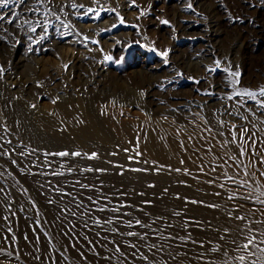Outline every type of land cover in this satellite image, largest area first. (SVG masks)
Segmentation results:
<instances>
[{"label": "rangeland", "instance_id": "obj_1", "mask_svg": "<svg viewBox=\"0 0 264 264\" xmlns=\"http://www.w3.org/2000/svg\"><path fill=\"white\" fill-rule=\"evenodd\" d=\"M72 3L97 10L103 5L107 12L95 21L80 16L84 9L67 7ZM134 5L25 0L0 8L6 17L0 22V64L7 67L0 78V264H239L235 257L247 253L231 242H244L248 233L239 235L237 226L246 222L229 219V212L247 215V226L264 233L258 223L264 220L258 199H264V167L250 162L255 156H240L239 144L227 143L233 124L264 141L260 110L241 108L239 97L227 99L264 86V0ZM49 8L55 15L45 17ZM116 13L125 25L112 29ZM45 20V29L31 32ZM41 36L46 38L34 43ZM165 50L167 64L160 55ZM236 71L238 84L230 75ZM253 148L264 153V143ZM62 151L98 157L45 155ZM228 176L250 183L238 187ZM235 194L251 200L228 199ZM136 220L149 227L136 226ZM129 231L148 236L138 241ZM132 243L136 249L128 247ZM218 247L220 252L212 251ZM252 259L260 264L264 253Z\"/></svg>", "mask_w": 264, "mask_h": 264}, {"label": "snow or ice", "instance_id": "obj_2", "mask_svg": "<svg viewBox=\"0 0 264 264\" xmlns=\"http://www.w3.org/2000/svg\"><path fill=\"white\" fill-rule=\"evenodd\" d=\"M46 2V0H37V3L39 5H44ZM24 4L25 0H0V8L3 9H8L10 5L12 4ZM47 3H51V0H47ZM94 3H99V0H94ZM133 5H134V0H133ZM136 6V5H134ZM67 7H70L72 9H84V11L80 14L81 17H88L92 20L95 21H100L102 22V13L107 12L106 9L103 8V5L100 6V10H97L96 8H92V7H87L83 4H76V3H72L71 5H67ZM139 7V6H136ZM188 8L192 9L193 5L191 3H188ZM33 12H38L39 8H35V9H30ZM114 11V10H113ZM43 15L45 17L49 16V15H55V13L52 12V10L49 8L47 11H45L43 13ZM141 15H144V12L141 10ZM116 16L118 18V23L117 24H113L112 25V29H118L120 26L125 25V21L124 18L119 16L118 13H116ZM57 19H59V17H57ZM238 19H242V18H238ZM6 21V17L5 15H0V22H5ZM8 23H12L13 21L11 19L7 20ZM25 23H30L29 21H25ZM162 24L164 25H168L169 21L168 20H163L161 21ZM48 25V21L45 20L43 22V24H41L39 21L36 23L35 26H31L30 30L31 32L35 33L37 32L38 28L41 29H45ZM63 27L67 28L69 27V25L64 24ZM135 27V26H133ZM112 29H105L104 31H111ZM5 31H7L6 29H4ZM46 37L45 36H41L39 40L34 41V43L39 44L42 40H44ZM85 40L88 39L87 36L84 37ZM93 43H96V41H93ZM17 44H19V41H17ZM160 55L162 57H164V62L165 64H167V57H168V50H165L163 52L160 53ZM105 59L107 61H112L113 57L112 56H106ZM121 59H123V57H121ZM119 62V61H117ZM215 64L217 65V68L219 67V65L221 64L220 60H216ZM65 70H67L68 66L65 65ZM216 68H209L208 71L209 72H214L216 71ZM6 68L4 67V65L0 64V78H2L3 74L5 73ZM224 71H228V69H224ZM230 75L235 79L234 83L238 84L239 80L238 77L240 76V72L236 71V72H231ZM198 83V81H197ZM41 85L37 84V87H40ZM210 94V93H209ZM239 97L243 100V103L240 104L241 108H244L247 105H251L254 106L255 108L260 110V114L264 115V86H260L258 89L256 90H252V89H243V90H238L235 91V93L233 95H230L227 97V99L229 100H236V98ZM247 99H244V98ZM52 103H56L55 100L52 101ZM31 107L35 108L36 105L33 104L31 105ZM248 111L251 113V115L255 116L256 113L254 111H252V107H248ZM229 115H231L232 113L229 112ZM239 115V114H238ZM242 119H247L246 117H242ZM219 126L223 127L225 122L223 120H220L219 122ZM239 128V131H237V129ZM206 132H211V128H205ZM220 135H223V133L221 132ZM230 135V139L227 141V143H231V144H239V155L240 156H255L256 160L252 161L250 160L251 163H253L254 165L258 164L260 167H264V153H259L257 151H255V149L253 148V145L257 144V143H264V141H257L255 139V134L252 133L251 129H249L247 126L244 125H231V131L229 133ZM9 143H11V141H9ZM247 147H244V146ZM3 146L0 145V148H2ZM210 150V149H209ZM125 151H129L128 149H125ZM3 153H0V155H2ZM115 153H113L114 155ZM45 155H54V156H60V157H67L69 155L74 156V157H80L82 155L87 156L88 159H96L98 157V154L93 152L90 155L89 154H85V153H81V152H72L69 153L67 151H62V152H58V153H48L46 152ZM137 155H140V153H137ZM129 159H132V157H129ZM229 159L235 160L236 157H229ZM13 163H15V161H13ZM145 163H147V161H145ZM181 163H183V161H181ZM117 167H122L120 165H117ZM237 167H240V165H237ZM134 171H140V169H132ZM69 171H72V169H69ZM85 171H96V172H103L105 171L104 169H92V168H87L85 169ZM176 171H180V169H176ZM122 174V173H121ZM52 175H62V173H56L53 172ZM244 175L248 176L250 175V173L247 171V166H244ZM260 177L264 178V172H260ZM227 179L231 180L234 184H237L238 187H246L248 186V184L250 183L249 181H237L235 176H228ZM209 183H214V181H209ZM251 183H255L254 181H252ZM81 187H88L86 185H81ZM221 188L224 187V185H220ZM62 195H71L70 193H62ZM216 195H220V193H216ZM260 197H264V192L260 193ZM89 200H91L92 198L89 196L88 197ZM229 200H235V199H244V200H251V195L248 196H239L238 194L235 195H230L228 196ZM259 199V203L261 205H264V199ZM185 202L187 203V199L185 200ZM192 203H197V201H191ZM49 203H51V201H49ZM145 203H150L148 201H146ZM199 203H203V201H200ZM123 207H128L129 205H122ZM208 207H213L215 208L216 205H207ZM79 207V205H78ZM100 211H105L104 208L99 209ZM64 212H67L68 209H64ZM114 212H119V209H113ZM236 213L239 212V207H236L234 210ZM255 211V210H254ZM73 215H75V213H73ZM176 215H179V213H176ZM262 215H264V213H262ZM229 219H235L236 221H245L246 224L245 225H238L237 227L239 228V235L244 236L245 232H247L248 234L246 236H244V242L243 243H238L237 240L233 239L232 240V245L235 246V248L240 251L241 253H247V255L245 254H240L238 256L235 257L236 260L239 261V264H258L257 259H252L251 261L248 260V257H255L257 252L260 253H264V239H258L259 236H264V233H261L259 231V229H251L250 227H248L247 225H250V221L247 220V215H239V214H235L233 215L232 212H229L228 214ZM119 218V217H118ZM4 219H7V217H4ZM96 223H100L99 220L96 221ZM104 223H112L111 220H105ZM258 223L264 224V220L258 221ZM136 226H140V227H149V225L144 224V222L140 221V220H136L135 221ZM85 226H87V223L85 222ZM129 227L132 226L131 222H129ZM225 233H228V229L224 230ZM253 232H255L256 234H252ZM67 234V233H66ZM127 236H134L137 238V240H143L145 237L148 236V233L145 232L143 234L137 233V232H132L129 231L126 233ZM190 238V236L188 237ZM225 237H220V239H224ZM25 239H27V237H25ZM38 239V238H37ZM166 239H176V237H166ZM179 239L183 240L185 239V237H179ZM115 243V242H113ZM192 243H197V241H192ZM209 244H211V241H209ZM199 246L200 247H204L203 242H199ZM73 247H75V245H73ZM128 247H131L133 249H136L137 245L135 243H132L130 245H128ZM156 245L152 244L151 245V249H155ZM150 249V250H151ZM115 250L117 252H120V246L116 245ZM212 251L214 252H220L221 249L215 248L212 249ZM81 255H83L81 253ZM137 253L134 251L132 253L133 259L136 258ZM142 255V258L144 261H148L149 257L147 255ZM179 255V253L177 254ZM186 255V253H185ZM201 259H203V257H200ZM155 259V256L153 255V260ZM174 259V257H173ZM260 264H264V260L260 261Z\"/></svg>", "mask_w": 264, "mask_h": 264}, {"label": "bare ground", "instance_id": "obj_3", "mask_svg": "<svg viewBox=\"0 0 264 264\" xmlns=\"http://www.w3.org/2000/svg\"><path fill=\"white\" fill-rule=\"evenodd\" d=\"M6 69H7V67H6Z\"/></svg>", "mask_w": 264, "mask_h": 264}]
</instances>
